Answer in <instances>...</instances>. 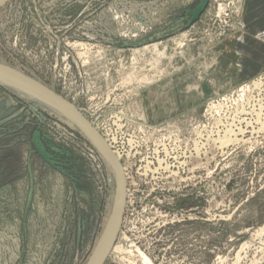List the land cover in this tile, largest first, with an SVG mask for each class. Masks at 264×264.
Listing matches in <instances>:
<instances>
[{
  "label": "rangeland",
  "instance_id": "1",
  "mask_svg": "<svg viewBox=\"0 0 264 264\" xmlns=\"http://www.w3.org/2000/svg\"><path fill=\"white\" fill-rule=\"evenodd\" d=\"M201 3L0 8V62L68 100L123 164L104 264H264V110L239 113L264 106V0H208L194 19ZM21 91L0 80V264H90L112 170L84 130ZM232 124L245 132L224 143Z\"/></svg>",
  "mask_w": 264,
  "mask_h": 264
},
{
  "label": "bare ground",
  "instance_id": "2",
  "mask_svg": "<svg viewBox=\"0 0 264 264\" xmlns=\"http://www.w3.org/2000/svg\"><path fill=\"white\" fill-rule=\"evenodd\" d=\"M1 1V0H0ZM0 66H4V67H9V66H6L4 65L3 63L0 62ZM11 68V67H10ZM13 69V68H12ZM15 70V69H14ZM18 71V70H16ZM21 72V71H19ZM0 80L2 82H6V83H10L12 86L16 87V88H19L20 91L22 93H27L28 95H33L36 100H40L42 103L44 104H47L49 105V107L51 108H57L61 113H63L64 116H66L67 118L69 117L70 120L73 122V124L82 130V127H80V124H84L85 126H88L90 128H92L96 133H98L100 135V133L98 132V130L94 129V127H92L87 121L86 119H84L83 116H81L82 114L79 113L77 111V109L72 106L70 104V102H67L63 105L64 107L70 112L73 114V116L71 117L68 113H65L60 107L59 105L56 103L57 101L55 99H53V97L45 94L43 91H41L38 87L36 88L35 86L33 85H30L28 83H26L25 81H21L20 79L16 78V77H13L11 75H7L5 73H2L0 72ZM262 83V82H261ZM256 87L258 89L261 88V84L260 83H256ZM246 89H244L243 91H245ZM24 91V92H23ZM35 94H39V96L35 95ZM260 95V94H259ZM242 100V99H241ZM237 101H240V100H237ZM259 101V100H258ZM245 102V101H244ZM235 103V102H234ZM239 104V103H238ZM243 104V103H242ZM258 109L259 111L257 110V108L255 109L252 108V111L248 110L247 107H244L243 105V108L242 110L239 112V113H248L250 112V114H252L253 112L256 113V116H257V119L254 120L255 122L259 121L261 118H262V111L264 110V106L259 103L258 104ZM252 112V113H251ZM249 114V113H248ZM253 115V114H252ZM243 117V116H242ZM239 119V118H238ZM255 119V118H254ZM234 120V119H233ZM236 121V120H235ZM239 122L242 123V122H246L248 125L252 124V119L251 121H247L245 118L243 119H239ZM260 122V121H259ZM232 126H234L233 124L230 126L231 128L228 127V129L226 130V134L224 136L223 139H225L223 142H228L229 141V137L228 136H238V135H242L245 130L242 128V127H239V128H233ZM236 126V125H235ZM101 136V135H100ZM90 138V136H89ZM229 138V139H228ZM91 139V138H90ZM218 139V138H217ZM228 139V140H227ZM232 139V138H231ZM95 143V145L97 147H99V149L101 150V153L103 154V156H105V158L107 159L108 163H109V166H110V170H112V174L114 176V184H115V188H114V191H113V195H112V199H113V210H112V217H111V220L110 222L108 223V226H107V231L105 232V234L103 235V238L101 240V245L100 247L98 248L96 254L94 255V257L92 256L93 259H91L92 261L90 262V264H97V262L99 261V257L102 253V250L104 249V247L106 246L107 244V241L115 234V230L117 229V225L120 221V216H121V207H122V187H123V184H122V175H121V171L118 169L117 167V164L115 163V161L108 155V153L105 151V149L100 145V144H97L95 141H93ZM119 157V156H118ZM120 158V157H119ZM118 236V235H117ZM117 238V237H116ZM115 242V241H114ZM115 244V243H114ZM114 244L112 245V247L114 246ZM112 247L110 250H112ZM114 249V248H113ZM145 264H147L148 262L147 261H144Z\"/></svg>",
  "mask_w": 264,
  "mask_h": 264
},
{
  "label": "water",
  "instance_id": "3",
  "mask_svg": "<svg viewBox=\"0 0 264 264\" xmlns=\"http://www.w3.org/2000/svg\"><path fill=\"white\" fill-rule=\"evenodd\" d=\"M7 0H1L0 1V8L5 4ZM208 0H202V3L196 8L195 12L193 13V18L195 19L196 17H198L200 15V13L205 9V6L207 4ZM0 72L5 73V74H9L13 77H16L18 79H20L21 81H25L26 83L35 86L36 88L38 87L41 91H43L45 94L53 97V99H55L57 102V104L59 105V107L65 112L68 113L71 117L73 116L72 113H70L63 105V103L65 104L67 101L66 99H63L59 94H57L53 89L49 88L47 85H44L43 83H41L40 81L32 78L31 76L25 74L24 72H19L16 71L10 67H4V66H0ZM69 102V101H68ZM80 127H82V130H84L85 133H87L88 136H90L92 141H95L97 144H100L105 151L108 153V155L115 161V163L117 164L118 169L121 171V175H122V207H121V216H120V221L117 225V229L115 230V234L107 241L106 246L104 247V249L102 250V253L100 255V259L97 262V264H104L105 260L107 259L108 254L110 253V249L112 247V245L114 244V241L120 231V226L121 223L123 221L124 218V212H125V208L127 205V190H128V184H127V177H126V172L124 170L123 164L121 162V160L119 159L118 155H116L113 151V149H111V147L109 146V144L102 138V136H100L98 133H96L92 128L85 126L83 123L80 124Z\"/></svg>",
  "mask_w": 264,
  "mask_h": 264
}]
</instances>
